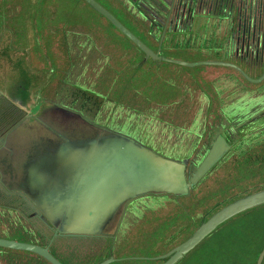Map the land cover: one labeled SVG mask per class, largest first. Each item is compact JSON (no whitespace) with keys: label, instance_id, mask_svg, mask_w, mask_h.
Returning <instances> with one entry per match:
<instances>
[{"label":"rangeland","instance_id":"rangeland-1","mask_svg":"<svg viewBox=\"0 0 264 264\" xmlns=\"http://www.w3.org/2000/svg\"><path fill=\"white\" fill-rule=\"evenodd\" d=\"M94 1L154 56L145 55L84 0H0V97L5 96L0 141L9 132L18 137L0 152V237L49 243L52 232L31 219L37 210L22 194L25 189L52 230L74 232L73 238L54 237L48 245L60 263L127 258L107 264H163L167 258H154L191 237L206 221L201 222L205 210L237 193L264 189V118L238 129L246 114L264 115V76L251 81L264 73V0H203L201 8L210 15L191 22L186 17L182 24L174 18L182 0H165L168 9L160 11V0ZM186 23H192L189 35L172 32ZM81 90L98 98L97 111L88 110ZM102 128L110 129L114 141L150 147V166L183 164L189 185L123 202L108 224L92 229L103 230L94 237L62 218L60 206L55 209L31 192V171L3 186L6 164L14 171L43 170L73 141L86 144L105 132ZM214 228L171 264L197 244L217 252L228 248L221 237L210 238L218 232ZM226 228L229 222L219 230ZM21 253L1 250L0 264L37 263Z\"/></svg>","mask_w":264,"mask_h":264},{"label":"crops","instance_id":"crops-1","mask_svg":"<svg viewBox=\"0 0 264 264\" xmlns=\"http://www.w3.org/2000/svg\"><path fill=\"white\" fill-rule=\"evenodd\" d=\"M4 97L2 96L0 99L3 100ZM1 111L0 119L3 115V110ZM18 113L20 114V111ZM13 114L15 115L14 112ZM27 114L29 113L27 112ZM102 129L105 132L96 135L86 144L79 145L73 141L67 152L52 164L44 167L43 170H40L39 166H21L19 171H14L10 165L6 164L3 168L6 172L3 173L5 178L3 186H12L19 176L21 178L27 176L25 171H31L29 174L31 175L29 184L33 186L31 192L42 198L43 201L50 200L51 206L55 209L60 206L59 208L63 210L60 216L67 219L73 228L91 232L90 234L83 233L85 235H99L103 230L97 233L92 229L108 224L110 218L115 217L118 207L123 202L144 193H153L156 187H160L159 184H165L169 180L173 181V176L178 175L174 167L150 166L149 163L154 158L151 155L150 147L145 144L136 145L131 139H125L124 143L114 141L108 137L111 133L110 129ZM16 134L17 132L13 134L9 132L2 135L0 152L7 151V144L10 143V140H12V144L17 140ZM74 148L81 149L75 152ZM143 150H146L145 154L142 153ZM141 184L149 187H145L141 192ZM21 192L37 209L39 226L45 228L46 232H52V224L48 225L40 217L41 209L38 208L36 199L31 197L25 189H22ZM99 218L102 220L100 223H98ZM77 220H81L83 223H78ZM84 223H89V225L79 227ZM55 233L60 236L74 235L72 231L58 232L56 230L52 232L56 236ZM18 242L22 241L18 240ZM27 242L31 243L29 240ZM46 264L50 263L46 261Z\"/></svg>","mask_w":264,"mask_h":264},{"label":"trees","instance_id":"trees-1","mask_svg":"<svg viewBox=\"0 0 264 264\" xmlns=\"http://www.w3.org/2000/svg\"><path fill=\"white\" fill-rule=\"evenodd\" d=\"M192 2H195V0H189V2L187 0L186 3L188 4V7L191 6ZM167 5H169L167 1L160 0L158 2V6H156V9L158 11L163 10L164 7L168 9ZM196 11L197 9H194L193 11H190L191 13L187 12V14L184 15L179 14L176 22L178 24H182V21L185 20L186 17H188L190 22L197 17L199 18L200 15H196ZM179 20H181L180 23ZM186 28L187 26H184V28L179 27L178 29L174 28L172 32L176 33V35H179L185 32V30H187ZM241 75L243 76V74ZM80 93L81 96L84 95L82 96L84 97V99H87V104L89 105L88 110L91 109L93 111H97V107L99 105L96 99L98 98L93 96V94L90 92L86 93V91L84 90H81ZM261 109L262 108H259L258 110H256V112L262 111ZM244 118V124L239 126L238 129L249 127L258 119L264 118V115L256 117L255 115H253V113H251L246 114ZM263 188L264 186L262 187V189ZM252 192L253 191L246 192V194L237 193L233 195V197L229 199H224L222 202H219L209 210H205L201 222L203 223L211 215H213L215 212H217L220 208L227 205L228 203L242 198V196L244 197V195L246 196L248 194H251ZM250 214L252 215V219L249 216ZM227 222H229L231 228L229 230H227L228 228H226L224 230L226 232H221L219 230L220 226L226 224ZM215 229H218V232H215L210 238L218 236L221 237L223 240L228 241V248L222 249L217 252L215 249L208 250L205 248V246L203 248H197V244L194 248L189 251L188 256H182V258L176 261L174 264H179L181 262H183L184 264H255L257 254L264 242V203L258 204L257 206H253L247 210H244L243 212L233 215L213 230ZM204 239L205 238H203V240ZM260 264H264V256Z\"/></svg>","mask_w":264,"mask_h":264},{"label":"water","instance_id":"water-1","mask_svg":"<svg viewBox=\"0 0 264 264\" xmlns=\"http://www.w3.org/2000/svg\"><path fill=\"white\" fill-rule=\"evenodd\" d=\"M87 4H89L95 11H97L99 14H101L107 21L110 22L112 26H114L121 34H123L125 37H127L133 44H135L145 55L147 56H154V54L148 50L136 37H134L125 27H123L111 14H109L104 8H102L99 4H97L94 0H84ZM264 76V73L262 76H260L258 79L251 80L253 82L258 81ZM174 163V162H173ZM169 168L174 167V170H177L178 175L173 176V181L169 180L165 184H159V188L156 187L155 190L163 189V190H169L173 191L171 188H174L175 191L182 190L184 191L185 188L189 185L184 182V179L182 178V166L181 163H174L173 165H166ZM162 167V166H161ZM201 164L195 168V173H193L192 177L188 180L191 181L190 184L194 183V181L197 179V171L200 173ZM112 177V176H111ZM114 178V177H112ZM188 181V182H189ZM145 187H149L147 185L141 184V192L144 191ZM155 188V187H152ZM115 194V193H114ZM264 202V189L260 190L258 192L246 195L242 198H239L230 204L224 206L217 212H215L208 220H206L203 224L200 225V228L187 240L180 243L167 253L157 256L154 259H163L167 258L163 264H171L173 261H175L177 258H179L184 252L189 250L191 247L195 245V243L204 236L208 231H210L212 228H214L217 224L222 222L226 217L237 213L238 211L248 208L250 206H253L255 204ZM0 247L1 248H9V249H15V250H23V251H29L33 252L40 257L44 258L46 261H48L50 264H61L59 263L54 257L50 255V253L47 250V247H40L33 244L13 241V240H7L0 238ZM264 255V246L259 253L255 264H260L262 257ZM113 259L109 258L106 260H103L99 262L98 264H107L109 262H112Z\"/></svg>","mask_w":264,"mask_h":264},{"label":"flooded vegetation","instance_id":"flooded-vegetation-1","mask_svg":"<svg viewBox=\"0 0 264 264\" xmlns=\"http://www.w3.org/2000/svg\"><path fill=\"white\" fill-rule=\"evenodd\" d=\"M182 2H183V4H182V6H178V8H180L181 9V11L178 13V14H175L174 15V18L176 17V20H177V18H178V16H179V14L180 15H184V14H187V12L188 13H191L190 12V9L192 8V6H195V8L194 9H197V13H196V15H200L199 17L200 18H204L205 16H209L210 14H207V13H205L204 12V10H203V8H201V5H202V3H203V0H198V4H196L197 3V0H195V2H192V4H191V6L190 7H188V4L186 3L187 2V0H182ZM188 2H189V0H188ZM201 8V9H200ZM193 11V10H192ZM186 12V13H185ZM203 13H205V14H203ZM210 17H212V16H210ZM183 19V18H182ZM179 22H181L180 20H179ZM262 22H264V20H262ZM177 23V22H176ZM187 25H185V26H188V28H189V26L190 25H192L191 23H186ZM189 24V25H188ZM184 28V27H183ZM189 35L190 34V29H187V30H185V32H183L182 33V35ZM262 45V44H261ZM37 210V209H36ZM36 214H34L33 216H32V218L31 219H35L34 221L36 222L35 224H36V226L37 227H40L39 225H40V223H39V220L37 219V212H35ZM37 227H35V228H37ZM50 227V226H49ZM42 228V227H41ZM45 229V228H44ZM51 229H52V227H51ZM39 230V229H38ZM34 232H36V230L34 231ZM52 232H54V230L52 231ZM56 234V233H55ZM36 235H37V233H36ZM38 235L40 236V237H42V236H44L45 235V231L43 230V231H39V233H38ZM58 239V240H65V239H63V238H67V239H70V238H73L74 236L72 235V234H69V235H67V236H60V234H56V236L55 235H51V237H50V240H49V243H47V244H43V243H39L37 240H32V239H28L29 241H31V243H28L27 242V240H22V242H25V243H28V244H33V245H37V246H40V247H47V250H48V252L50 253V255H51V252H50V248H48V245L51 243V242H53V240L55 239ZM61 237H63V238H61ZM91 237H94V236H91ZM52 238H54V239H52ZM84 239H87V238H84ZM61 247V246H60ZM5 250V253H8V252H13V251H16V252H22L21 254L22 255H24V256H22L23 258H28L29 260H32V261H36L37 263L36 264H46V260L44 259V258H42V257H40L39 255H37V254H35V253H33V252H29V251H23V250H15V249H9V248H1L0 247V251L1 250ZM52 257H56V256H53V255H51ZM126 260L127 258H120V259H114V261L116 260V261H120V260ZM148 260H151V258H149ZM57 261L60 263L61 261L59 260V259H57ZM113 261V262H114ZM100 262V261H99ZM98 262V263H99ZM10 262L8 261V260H6L5 261V264H9ZM97 263V264H98ZM30 264H34V263H30ZM61 264H64V263H61Z\"/></svg>","mask_w":264,"mask_h":264},{"label":"bare ground","instance_id":"bare-ground-1","mask_svg":"<svg viewBox=\"0 0 264 264\" xmlns=\"http://www.w3.org/2000/svg\"><path fill=\"white\" fill-rule=\"evenodd\" d=\"M122 160H123V159H122ZM117 162H118V161H117ZM87 163H88V160H87ZM122 163H123V162H122ZM126 165H127V164H126ZM107 171H108V170H107ZM105 173H106V172H105ZM105 176H106V175H105ZM104 180H105V179H104ZM145 180H146V179H145ZM98 188H99V187H98ZM98 188H97V190H99ZM85 197H86V196H85ZM104 207H105V206H104Z\"/></svg>","mask_w":264,"mask_h":264}]
</instances>
